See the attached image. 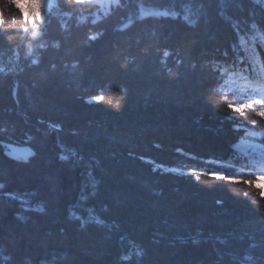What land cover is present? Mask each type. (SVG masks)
Segmentation results:
<instances>
[{
  "label": "trees",
  "instance_id": "obj_1",
  "mask_svg": "<svg viewBox=\"0 0 264 264\" xmlns=\"http://www.w3.org/2000/svg\"><path fill=\"white\" fill-rule=\"evenodd\" d=\"M42 9L32 37L0 0V264H264V194L222 178L255 179L234 145L264 146L260 105L228 107L264 0Z\"/></svg>",
  "mask_w": 264,
  "mask_h": 264
},
{
  "label": "snow or ice",
  "instance_id": "obj_2",
  "mask_svg": "<svg viewBox=\"0 0 264 264\" xmlns=\"http://www.w3.org/2000/svg\"><path fill=\"white\" fill-rule=\"evenodd\" d=\"M77 3L80 2V0H76ZM7 3L12 4L15 6V8L22 14V18L24 20L25 25H27L29 22L33 24V29L31 30V35L32 37H36L38 35L37 31L35 30V25L37 21V17L34 12V7H40L41 9L44 7V0H7ZM22 3H27L28 5V13L25 15L24 14V8L22 7ZM177 16H179V13H177ZM13 20H15V17H12ZM40 19L46 21V17L41 16ZM186 19V17H185ZM4 24V14L2 11H0V25ZM191 26V25H190ZM253 28L256 27L255 24L252 26ZM25 32L29 31L28 28L24 29ZM98 37L96 36H91L89 37L90 40H95ZM10 39V38H9ZM169 55V52L165 51L164 56L167 57ZM37 61L33 60L32 64H36ZM55 65H52L53 70H55ZM170 71V70H169ZM93 99L99 101L103 100L102 96H95ZM255 105H260L259 109L256 112V115L259 117H264V100H255V101H249L243 105H232L229 104L228 107L229 109H236L238 112L243 111L244 109H250L253 108ZM118 107V105H117ZM31 155H35V153H31ZM61 160H67L68 157L61 155L60 156ZM19 160H22L23 162H29L27 156L20 157ZM155 171V169H154ZM215 175V174H213ZM225 180L232 181V182H239V183H245L248 184L250 187L251 186H256V190L262 194H264V186L260 185V181L264 179V173L258 174L255 179H245L241 177H229V176H223L222 177ZM3 185H0V188H2ZM70 215L72 214L71 212L69 213ZM80 220L86 219L85 217H78ZM96 223L103 225V223H106V221H103L102 218L98 219ZM83 226V225H82Z\"/></svg>",
  "mask_w": 264,
  "mask_h": 264
},
{
  "label": "rangeland",
  "instance_id": "obj_3",
  "mask_svg": "<svg viewBox=\"0 0 264 264\" xmlns=\"http://www.w3.org/2000/svg\"><path fill=\"white\" fill-rule=\"evenodd\" d=\"M103 1L105 2V4H107L109 2V0H99V3L103 4L104 3ZM22 7L24 8V14L26 15L28 13L27 3H22ZM33 10L35 12L37 19H40V17H41L40 12L43 9H37V7H34ZM154 12H160V11H154ZM38 22H39V20L36 21V25ZM30 25L33 26V24L31 22H30ZM236 146L243 149V150H247V151H262V150H264V148L262 146H260L259 144L255 143V142L246 141V140L240 141L239 143L236 144ZM15 152L19 153L18 150H15ZM174 169H176V168H174ZM259 183L261 186H264V179H262Z\"/></svg>",
  "mask_w": 264,
  "mask_h": 264
},
{
  "label": "bare ground",
  "instance_id": "obj_4",
  "mask_svg": "<svg viewBox=\"0 0 264 264\" xmlns=\"http://www.w3.org/2000/svg\"><path fill=\"white\" fill-rule=\"evenodd\" d=\"M255 45H256V44H255ZM255 45H254L253 42H251L250 47H253V46H255ZM239 47H240V49H241V52L244 53V49L246 48V45L244 44L243 40H240ZM216 65L218 66V70H216V71H219L220 68H221V66L218 65L217 63H216Z\"/></svg>",
  "mask_w": 264,
  "mask_h": 264
}]
</instances>
